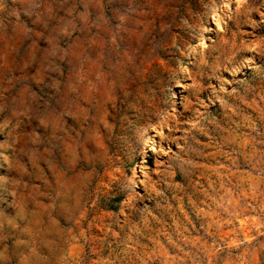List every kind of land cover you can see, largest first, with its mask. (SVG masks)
<instances>
[{
	"label": "clouds",
	"instance_id": "clouds-1",
	"mask_svg": "<svg viewBox=\"0 0 264 264\" xmlns=\"http://www.w3.org/2000/svg\"><path fill=\"white\" fill-rule=\"evenodd\" d=\"M124 15L141 46L100 67L82 57L72 79L104 147L58 157L63 175L42 167L49 200L0 224V264H264V3L138 0ZM21 47L0 42V57ZM157 59L166 71L145 75ZM177 87L194 99L178 104Z\"/></svg>",
	"mask_w": 264,
	"mask_h": 264
},
{
	"label": "rangeland",
	"instance_id": "rangeland-1",
	"mask_svg": "<svg viewBox=\"0 0 264 264\" xmlns=\"http://www.w3.org/2000/svg\"><path fill=\"white\" fill-rule=\"evenodd\" d=\"M137 3L3 0L0 42L14 39L22 46L16 58L0 57V224L5 234L13 224L23 226L31 221L32 213L40 211L49 200L42 195L49 188L42 171L44 165L63 175L58 157L75 163L77 153L86 154L93 141L104 147L99 134L95 137L94 129L88 126L89 110L77 99L72 79L74 74L81 78L82 57H87L91 66L100 67L112 60L113 49L126 56L141 46L142 34L124 15ZM65 30L70 35H65ZM154 67L166 71L164 61L157 59L144 65L145 75ZM175 91L180 96L178 104L182 105L185 98L194 99L189 90L177 87ZM200 95L203 99L208 92ZM69 115L79 125L76 129L67 128ZM101 123L109 127L103 116ZM104 175L111 179L110 170ZM98 183L107 186L105 180ZM73 194L74 189L65 186L58 190L57 199ZM47 215L41 213V218Z\"/></svg>",
	"mask_w": 264,
	"mask_h": 264
}]
</instances>
